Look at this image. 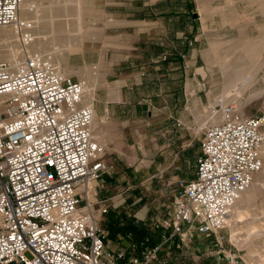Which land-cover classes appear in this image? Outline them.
Returning a JSON list of instances; mask_svg holds the SVG:
<instances>
[{"label": "rangeland", "instance_id": "1", "mask_svg": "<svg viewBox=\"0 0 264 264\" xmlns=\"http://www.w3.org/2000/svg\"><path fill=\"white\" fill-rule=\"evenodd\" d=\"M83 1L80 28L72 3L56 5L49 27L45 23L41 30L33 23L37 27L29 32L51 42V50L42 55L53 61L57 57L52 48L61 42L81 43L79 53L67 50L65 56L83 62L73 64L71 74L63 70L66 64L61 70L95 87L92 102L84 101L93 103L98 114L101 131L93 137L107 170L90 183L86 197L105 234L106 250L129 245V254L143 256L159 246L148 264H247L249 248L243 242L249 237L244 227L249 222L264 227V182L250 216L238 226L239 240L231 237L228 227L208 234L186 230L171 239L167 228L178 181L194 177L204 129L213 122L207 118L202 124L199 116L220 104L215 97L222 89L221 73L217 67L207 68L204 58L210 31L231 29L232 23L213 26L202 5L211 0ZM27 2L33 8L31 16L43 3ZM246 31L252 37L259 33L252 26ZM8 49L7 43L0 44V53ZM260 89L262 94L244 107L239 102L246 96L238 100L231 96L228 102L238 112L243 109L245 116L264 117V84L251 90ZM260 159L262 168L256 173L264 172L261 149ZM104 206L108 210L100 215ZM131 225L143 234L127 237L123 231Z\"/></svg>", "mask_w": 264, "mask_h": 264}, {"label": "built area", "instance_id": "2", "mask_svg": "<svg viewBox=\"0 0 264 264\" xmlns=\"http://www.w3.org/2000/svg\"><path fill=\"white\" fill-rule=\"evenodd\" d=\"M22 2L0 0V27L20 28L25 42L33 36ZM83 94L82 81L42 54L0 62V264H148L159 251L106 250L86 190L107 164L91 132L94 104ZM214 112L221 118L206 124L194 177L178 181L170 239L225 227L262 168L264 117L243 116L229 102Z\"/></svg>", "mask_w": 264, "mask_h": 264}, {"label": "bare ground", "instance_id": "3", "mask_svg": "<svg viewBox=\"0 0 264 264\" xmlns=\"http://www.w3.org/2000/svg\"><path fill=\"white\" fill-rule=\"evenodd\" d=\"M40 1L43 3L40 4V8L32 16L33 8L29 6L27 0H23L22 2L20 17L25 21L30 20V27L33 28V23H38L41 30L44 29L42 25H45V23H48L49 27L53 19V8L56 5L66 7L75 3V16L79 23L78 28H80L83 18V0ZM202 5L204 13L212 18V24L215 28L223 27L229 21L232 23L231 29H225L222 32L216 30L210 31L209 48L204 52L207 68L217 67L222 77V89L219 95L215 97V101L224 105L229 101L231 96L235 100L246 96L243 101L239 102L244 107L251 99L261 95L263 92L262 89H251L257 84H264V0H211ZM249 26L259 31L255 37L250 36L246 31ZM34 27L36 28L37 25ZM51 30L60 32L64 31V28L57 30L52 27ZM36 36L24 42L20 36V28H16L15 26L0 28V44L7 43L9 45L7 51L0 53V59L16 64L26 54H44L48 50H51L48 49L51 42H45L39 36ZM22 46L25 48H22ZM80 49V41L61 42L52 48V53L57 57L55 61H52L62 73L71 74L73 70L72 65L76 63L80 64L83 61L76 56L67 58L65 51L69 50L71 54H74L76 52L79 53ZM88 60L90 61V59ZM62 64H66V67L63 69L65 72L61 70ZM83 70V68H79L81 74H84ZM199 71L204 74L202 69ZM83 84V99L89 98L92 102L95 87L93 84L88 85L86 81ZM112 94L119 98L117 91H113ZM239 113L245 116L243 109H240ZM97 117L98 114L94 111L91 132L96 138L101 131L99 118ZM207 118L216 122L221 118V115H216L214 110L211 109L199 116L202 124ZM261 157L264 158V146L261 147ZM262 173L264 172L261 171L253 175L251 184L241 193L225 225L230 230L231 237L235 240H239L237 239L239 224L246 221L250 216V209L256 197L263 192L262 186L264 181ZM189 231L190 233L193 232V230ZM244 231L247 237H249L243 242V245L249 248L250 258L247 260V264H264V227L255 222H249L245 225Z\"/></svg>", "mask_w": 264, "mask_h": 264}, {"label": "trees", "instance_id": "4", "mask_svg": "<svg viewBox=\"0 0 264 264\" xmlns=\"http://www.w3.org/2000/svg\"><path fill=\"white\" fill-rule=\"evenodd\" d=\"M129 227V228H128ZM126 228H124L123 233L128 237L130 234H134L137 236H141L143 233V230L137 229L136 227H134L133 225L128 226Z\"/></svg>", "mask_w": 264, "mask_h": 264}]
</instances>
